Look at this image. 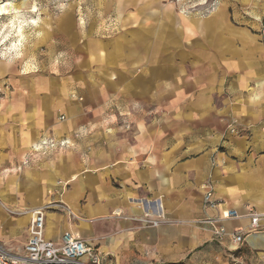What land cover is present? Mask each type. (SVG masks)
<instances>
[{"label": "crops", "instance_id": "obj_1", "mask_svg": "<svg viewBox=\"0 0 264 264\" xmlns=\"http://www.w3.org/2000/svg\"><path fill=\"white\" fill-rule=\"evenodd\" d=\"M25 1L6 4L8 15L36 13ZM67 3L44 18L33 45L24 36L12 48L18 57H0V85L9 86L0 99V244L23 255L33 213L51 205L45 238L77 234L103 264H233L236 253L264 264V222L251 231L247 218L264 214V0H218L206 15L148 0L142 18L109 35L81 1ZM126 3L116 0L115 12L138 8ZM48 139L70 146L35 156ZM207 182L217 209L204 204ZM227 210L243 217L228 232H249L236 252L198 223ZM146 214L166 222L145 226Z\"/></svg>", "mask_w": 264, "mask_h": 264}, {"label": "built area", "instance_id": "obj_2", "mask_svg": "<svg viewBox=\"0 0 264 264\" xmlns=\"http://www.w3.org/2000/svg\"><path fill=\"white\" fill-rule=\"evenodd\" d=\"M13 3H20L23 0H10ZM214 3L208 12L215 9ZM4 55L0 53V57ZM9 90L7 84L0 85V99L5 97V92ZM121 128L125 133L132 130V124L123 118L120 122ZM239 122L233 120L229 124L231 134H239ZM70 146L68 140L56 142L53 139L42 140L32 148L34 155H47L49 151L55 149H66ZM31 158H26L20 166L16 167L20 171L23 166L30 164ZM204 191V204L211 209H217L220 205L215 197V189L212 182H207L202 185ZM53 206L49 205L45 208L37 210L33 213L32 221L29 227V239L24 248V254L13 256L4 246L0 244V264H102V252L98 247L88 240H85L77 234L67 232L57 242L50 241L45 238V213ZM227 213V215H225ZM218 219H205L199 223L201 226H209L213 228L214 238L223 242L229 238L235 246L234 252L242 249L245 246V241L249 232L236 230L232 233L228 232L225 224L234 220L243 219L236 210H227ZM247 218L250 220V230L257 231L264 222V214H258L254 210H250ZM143 225L149 227H157L165 223L162 215L155 216L146 214L145 217L139 220ZM237 254V253H236ZM233 259V264H246L245 260L240 257ZM264 263V260H263Z\"/></svg>", "mask_w": 264, "mask_h": 264}, {"label": "rangeland", "instance_id": "obj_3", "mask_svg": "<svg viewBox=\"0 0 264 264\" xmlns=\"http://www.w3.org/2000/svg\"><path fill=\"white\" fill-rule=\"evenodd\" d=\"M24 1V0H23ZM22 1V2H23ZM68 2L73 1H81L80 6L82 9V12L89 15V18L91 21H95L97 27H100V25L104 24V29L106 34H110L111 32L117 33L118 31L121 32V30H125L127 26H131L132 17L138 16L139 18H142L141 14L143 12L148 11L147 9H142V6H146L148 3V0H123L126 3V6H137L138 8H130L128 12L125 14H117L115 12L114 6L116 5V0H26L24 2L25 5L22 6V9H28V7L31 5L36 6V13H29L27 15H8L9 9H11L9 6L6 7L8 13L0 16V53L4 50L7 53H11V55L18 57V51H12L13 49L9 50L6 47L5 44H9L10 42L4 43L3 37L9 32L10 38L8 40H15L16 43H14L13 48H15V44H19L20 39H22L25 36V39H23V45L28 44V46L33 45L36 42V39L38 37V33L41 31V29L44 26V22L46 17L50 16H57L60 12L65 11L68 9ZM152 1V0H151ZM218 0H161V2H165L168 4L174 5L179 12H184L187 14H209L208 10L211 8V6L215 3L217 4ZM5 4L8 2H11L10 0H2ZM20 3H14L12 7L18 6L17 4ZM105 5L108 6V14H100V10ZM30 6V9H31ZM21 9V7H19ZM32 10V9H31ZM38 11V13H37ZM142 11V12H141ZM138 12H141L139 15ZM18 16V17H17ZM40 17V27L36 28L33 24L37 25L38 21L37 18ZM43 18V19H42ZM124 18V19H123ZM122 25H121V20ZM33 20L35 23H33ZM12 23H15L14 29L11 27L13 26ZM19 24L23 25V36L20 37L18 34V26ZM122 26L124 29H122ZM20 37V38H19ZM2 39V40H1ZM2 42V43H1ZM21 49V47H19ZM49 213L52 212V210L49 209ZM3 246V245H2ZM5 248V247H4ZM6 249V248H5ZM231 261H233L231 259ZM103 264V263H102Z\"/></svg>", "mask_w": 264, "mask_h": 264}, {"label": "bare ground", "instance_id": "obj_4", "mask_svg": "<svg viewBox=\"0 0 264 264\" xmlns=\"http://www.w3.org/2000/svg\"><path fill=\"white\" fill-rule=\"evenodd\" d=\"M13 2H8L7 3V5H11V6H13ZM33 8H35V9H37L36 8V6H31V9H33ZM8 13V11H7V9H6V4L4 3V2H2V0H0V16H2V15H4V14H7ZM13 24V26L11 27L12 29H14L13 27H15V23H12ZM18 30V34L20 35V37L21 36H23V25H21V24H19V26H18V28H17ZM10 33H11V31H9L4 37H3V42L4 43H6V42H10L9 44H5L6 45V47L5 48H7V49H9V50H11L12 48H13V45H14V43H16L15 42V40H8L9 38H10ZM19 37V38H20ZM21 40V39H20ZM2 43V42H1ZM20 43V42H19ZM5 53V51L3 50L2 51V54H4Z\"/></svg>", "mask_w": 264, "mask_h": 264}, {"label": "snow or ice", "instance_id": "obj_5", "mask_svg": "<svg viewBox=\"0 0 264 264\" xmlns=\"http://www.w3.org/2000/svg\"><path fill=\"white\" fill-rule=\"evenodd\" d=\"M32 11H36V9H35V8H33V9H32ZM33 23H35V21H33ZM225 215H227V213H225Z\"/></svg>", "mask_w": 264, "mask_h": 264}]
</instances>
